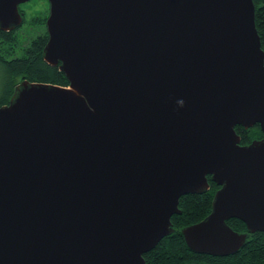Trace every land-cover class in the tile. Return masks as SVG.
<instances>
[{"label": "water", "instance_id": "95a60500", "mask_svg": "<svg viewBox=\"0 0 264 264\" xmlns=\"http://www.w3.org/2000/svg\"><path fill=\"white\" fill-rule=\"evenodd\" d=\"M30 1L0 0L1 32ZM48 1L43 59L69 86L24 80L0 107V264H146L208 177L189 249L228 257L264 233V139L235 130L264 135L253 0Z\"/></svg>", "mask_w": 264, "mask_h": 264}, {"label": "trees", "instance_id": "16d2710c", "mask_svg": "<svg viewBox=\"0 0 264 264\" xmlns=\"http://www.w3.org/2000/svg\"><path fill=\"white\" fill-rule=\"evenodd\" d=\"M253 2L256 7V27L264 51V0H253ZM43 21L46 23V19ZM0 38L5 42L0 53V69L5 75L0 107L10 103L21 80L61 87L69 86L67 78L59 68L48 65L43 59V51L49 40L47 32L33 39L24 49L22 56L12 60L6 57V62L1 60L6 54L10 58L16 53L17 34L0 31ZM235 130L243 146L264 139L259 125L248 130L237 126ZM208 182V191L180 199L179 209L182 214L174 216L171 220L174 233L164 238L155 250L145 256L146 264H264V233L248 234L246 225L237 219L229 220L227 224L236 233L248 234L246 243L237 254L214 257L196 254L189 249L182 234L183 230L204 221L211 214L214 197L220 189L210 177Z\"/></svg>", "mask_w": 264, "mask_h": 264}, {"label": "rangeland", "instance_id": "374dc122", "mask_svg": "<svg viewBox=\"0 0 264 264\" xmlns=\"http://www.w3.org/2000/svg\"><path fill=\"white\" fill-rule=\"evenodd\" d=\"M21 9L25 12L24 25L15 32L18 39L16 53L10 58L6 54L8 59H16L22 56L24 49L29 46L33 39L47 32L46 23H44L43 20L47 19L48 14H50V4L48 0H31L29 3L23 5ZM4 77L3 70L0 69V95L4 87L2 86Z\"/></svg>", "mask_w": 264, "mask_h": 264}, {"label": "flooded vegetation", "instance_id": "af4514ba", "mask_svg": "<svg viewBox=\"0 0 264 264\" xmlns=\"http://www.w3.org/2000/svg\"><path fill=\"white\" fill-rule=\"evenodd\" d=\"M22 6H23V5H21L19 9H20V13L23 15V18H24V21H25V12L21 9ZM48 17H49V14H48V16H47V19H48ZM47 19H46V21H47ZM23 25H24V22H23ZM23 25H22V26H23ZM22 26H21V27H22ZM21 27H20V28H21ZM20 28H18L17 30H15V31H13V32H14V33L17 32ZM3 43H5L4 40H1V38H0V53H1V51H2ZM4 59H6V56H5V58L1 59L2 62H6V60H4ZM13 59H15V58H13ZM11 60H12V59H11ZM21 82H23V80H21V81L19 82V84H20ZM19 84H17V85H19Z\"/></svg>", "mask_w": 264, "mask_h": 264}]
</instances>
